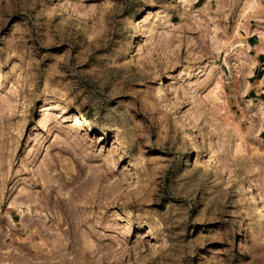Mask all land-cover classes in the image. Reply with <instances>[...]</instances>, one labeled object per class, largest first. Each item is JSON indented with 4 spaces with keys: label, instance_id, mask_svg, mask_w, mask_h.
<instances>
[{
    "label": "rangeland",
    "instance_id": "obj_1",
    "mask_svg": "<svg viewBox=\"0 0 264 264\" xmlns=\"http://www.w3.org/2000/svg\"><path fill=\"white\" fill-rule=\"evenodd\" d=\"M248 2L0 0V264H264Z\"/></svg>",
    "mask_w": 264,
    "mask_h": 264
},
{
    "label": "bare ground",
    "instance_id": "obj_2",
    "mask_svg": "<svg viewBox=\"0 0 264 264\" xmlns=\"http://www.w3.org/2000/svg\"><path fill=\"white\" fill-rule=\"evenodd\" d=\"M255 0H250V2H248V4H245L244 8H243V14H245L246 12H250V7L253 6ZM254 7V6H253ZM249 9V10H248ZM248 12V14H249ZM246 14V15H248ZM242 17V16H241ZM262 26V25H260ZM239 27V26H237ZM237 27H234V29H238ZM218 28L219 27H215L213 29L214 31V34L211 36V40L212 42L215 44L213 46H216V49L219 50V49H224L225 50V56H224V60L227 61V59L229 58V60H233L234 62H237L238 65L241 67L242 69V72L245 74V75H249L252 71V68L254 66V62L252 60V57H250V55L248 54V47L247 45L245 46L243 40L239 37L235 40H232L231 41H219L218 39ZM260 28V27H258ZM262 28V29H261ZM260 28V33L261 35L263 36L264 35V26ZM237 30H235L234 32L236 33ZM258 32V31H257ZM237 34V33H236ZM226 63V62H225ZM243 74V75H244ZM244 75V76H245ZM220 86V85H219ZM250 86V83L246 80L245 81V89L244 91L247 90V88ZM158 92H164V88H163V85H160V90ZM248 106H254V108H252L253 110H250L251 112L253 111L254 114L256 116H258V126H256V130H255V134H257L261 128L264 126V106L261 102H259L258 104H255L253 105V103H251V101L249 100L247 102ZM42 110H45L47 109V107L44 105L41 107ZM40 109V110H41ZM73 116V115H72ZM75 116V121H78V115L77 114H74ZM223 119V118H222ZM227 120V119H226ZM225 119L223 121H226ZM39 121V120H38ZM217 121H221V120H217ZM83 122H85V128H89L90 127V122H88L87 120H83ZM219 124V123H218ZM223 125L225 127H228L229 129V126L231 125H228L226 122L223 123ZM223 126V127H224ZM234 128V127H233ZM227 129V128H226ZM235 131V130H234ZM231 132V131H230ZM72 135V134H71ZM79 137V136H78ZM70 140H74V142L76 141L75 140V137L73 136H70ZM78 140V139H77ZM81 141V140H80ZM73 142V143H74ZM78 142V141H77ZM70 144V143H68ZM72 144V143H71ZM75 145V144H74ZM69 146V145H68ZM206 154V153H204ZM208 160H213V158L209 155L208 156ZM215 164H217L221 169L225 168L226 166L223 165L222 162H220L219 160H214ZM236 177H239L238 175H235ZM237 179V178H236ZM248 194L249 197L252 198L253 202H255L257 205H258V208H259V219L264 221V194H261L262 196H258L257 193H255V190L253 189V186L251 184H246V186H244ZM259 194V193H258ZM263 197V198H262ZM18 209H19V212L21 213V216H22V224L23 226H28L29 225V222L31 220V216H29L28 214V210L24 209L21 205L17 206ZM240 240V239H239ZM241 241H239L240 243Z\"/></svg>",
    "mask_w": 264,
    "mask_h": 264
},
{
    "label": "crops",
    "instance_id": "obj_3",
    "mask_svg": "<svg viewBox=\"0 0 264 264\" xmlns=\"http://www.w3.org/2000/svg\"><path fill=\"white\" fill-rule=\"evenodd\" d=\"M262 24H259L260 26ZM259 28V29H260ZM262 29V28H261ZM241 36L236 37L241 38L245 44L248 47V54L250 57H252V60L254 62V66L252 68V71L249 75L246 76V78L243 81V87L245 89V81L247 80L250 83V86L247 88V96L246 100L251 101L253 105L258 104L261 102L264 106V35L262 36L260 32L256 33H250V34H243L241 32ZM254 106H248L249 110H253ZM254 116V112L252 113ZM250 116L247 117H241V121H249ZM258 118V116H256ZM259 121V120H258ZM259 124V122H258ZM258 124L256 126H258ZM256 126L253 127L252 133L255 134ZM256 127V128H255ZM264 130V126L261 128V130L257 134H262V131ZM229 131H233L232 128L229 127ZM255 134V136L257 135Z\"/></svg>",
    "mask_w": 264,
    "mask_h": 264
}]
</instances>
